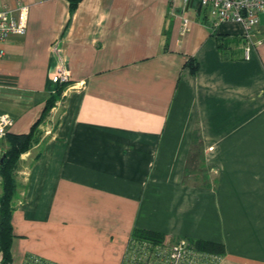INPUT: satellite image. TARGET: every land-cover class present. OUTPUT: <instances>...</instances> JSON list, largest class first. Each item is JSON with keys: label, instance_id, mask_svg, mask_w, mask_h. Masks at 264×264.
Here are the masks:
<instances>
[{"label": "crops", "instance_id": "0c3cea01", "mask_svg": "<svg viewBox=\"0 0 264 264\" xmlns=\"http://www.w3.org/2000/svg\"><path fill=\"white\" fill-rule=\"evenodd\" d=\"M20 1L26 31L0 42L8 133L68 80L14 172L10 264H122L135 229L264 264V14L246 58L241 26L210 27L195 0ZM195 135L208 187L183 181Z\"/></svg>", "mask_w": 264, "mask_h": 264}, {"label": "built area", "instance_id": "2783aa9c", "mask_svg": "<svg viewBox=\"0 0 264 264\" xmlns=\"http://www.w3.org/2000/svg\"><path fill=\"white\" fill-rule=\"evenodd\" d=\"M188 3L190 0H183ZM200 9V17L216 28L221 23L232 22L242 28L246 44L245 57L254 45L251 35L258 24V15L264 14V0H195ZM187 19L183 18L182 31L187 29ZM27 27V5L17 0L12 6L0 1V42L11 34H24ZM4 49L0 48V59ZM67 73L60 67L52 76L55 83L67 82ZM13 119L0 114V141L7 135ZM220 255L197 249L190 240L178 238L174 241H151L130 238L122 264H219ZM24 264H55L38 256L29 255Z\"/></svg>", "mask_w": 264, "mask_h": 264}, {"label": "trees", "instance_id": "16d2710c", "mask_svg": "<svg viewBox=\"0 0 264 264\" xmlns=\"http://www.w3.org/2000/svg\"><path fill=\"white\" fill-rule=\"evenodd\" d=\"M80 1L81 0H67L70 13L75 10ZM198 14L200 15V13ZM200 18L202 21H205L204 17ZM186 65L189 66L192 73H195L198 68L197 61L192 58L187 60ZM66 83L67 82L60 83L55 93L48 97L40 117L32 124L28 132L20 134L7 133L5 136L8 146L5 151L1 153L4 154V158L0 164V181L2 185V193L0 195V264L11 263L10 247L13 238L11 226V199L15 190L14 172L17 167L19 157L33 144L38 142V127L59 99L63 86ZM193 179L194 184L197 186H209L207 181V171L203 167L202 142L197 135L193 137V141L187 155L183 176L184 182H189ZM130 238H141L151 241H162L164 239L162 234L147 229L133 230ZM191 243L199 250H205L216 255L224 254L223 245L217 242L194 240L191 241Z\"/></svg>", "mask_w": 264, "mask_h": 264}, {"label": "rangeland", "instance_id": "374dc122", "mask_svg": "<svg viewBox=\"0 0 264 264\" xmlns=\"http://www.w3.org/2000/svg\"><path fill=\"white\" fill-rule=\"evenodd\" d=\"M38 139H40V137H39ZM3 143H6V146H3V145H2V147H0V155H1V153H3V152L5 151V149H6L7 146H8L5 137H4V139H3ZM3 143H2V144H3Z\"/></svg>", "mask_w": 264, "mask_h": 264}, {"label": "water", "instance_id": "95a60500", "mask_svg": "<svg viewBox=\"0 0 264 264\" xmlns=\"http://www.w3.org/2000/svg\"><path fill=\"white\" fill-rule=\"evenodd\" d=\"M198 13H201L199 7H198ZM3 158H4V154H1L0 155V164H1L2 160H3Z\"/></svg>", "mask_w": 264, "mask_h": 264}]
</instances>
